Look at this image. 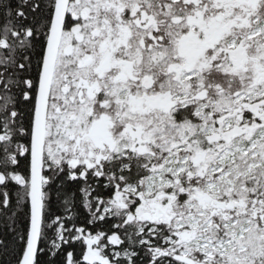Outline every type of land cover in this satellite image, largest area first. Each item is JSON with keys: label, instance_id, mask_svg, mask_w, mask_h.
<instances>
[{"label": "snow or ice", "instance_id": "1", "mask_svg": "<svg viewBox=\"0 0 264 264\" xmlns=\"http://www.w3.org/2000/svg\"><path fill=\"white\" fill-rule=\"evenodd\" d=\"M0 253L264 264V0H0Z\"/></svg>", "mask_w": 264, "mask_h": 264}, {"label": "trees", "instance_id": "2", "mask_svg": "<svg viewBox=\"0 0 264 264\" xmlns=\"http://www.w3.org/2000/svg\"><path fill=\"white\" fill-rule=\"evenodd\" d=\"M65 195H69L73 198V214L72 219L77 223V225L83 224L87 217V211L82 207L79 200V193L74 184L64 185L62 189H53V193L50 196V211L54 215H65L64 213V204ZM13 201H15V196H13ZM11 254L4 255L0 253V264H10ZM43 262L46 258L44 256L40 257ZM57 259H59L57 257Z\"/></svg>", "mask_w": 264, "mask_h": 264}, {"label": "flooded vegetation", "instance_id": "3", "mask_svg": "<svg viewBox=\"0 0 264 264\" xmlns=\"http://www.w3.org/2000/svg\"><path fill=\"white\" fill-rule=\"evenodd\" d=\"M58 183H59V182H58ZM68 184H71V183H68ZM65 185H67V184H65ZM74 185H75V184H74ZM75 186H76V185H75ZM54 188H56V186H53V188L50 190V191H51V195H52V193H53V189H54ZM76 188H77V187H76ZM87 217H88V214H87ZM97 227H98V228H101V227H102V228H105V229H106V228L108 227V225H107V224H103V225H101V224L98 223V224H97Z\"/></svg>", "mask_w": 264, "mask_h": 264}]
</instances>
